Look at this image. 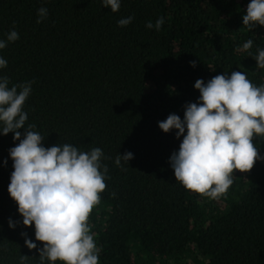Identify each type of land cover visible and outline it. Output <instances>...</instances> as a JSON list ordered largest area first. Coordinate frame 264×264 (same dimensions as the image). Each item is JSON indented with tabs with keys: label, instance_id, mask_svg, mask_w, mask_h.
I'll return each mask as SVG.
<instances>
[{
	"label": "trees",
	"instance_id": "trees-1",
	"mask_svg": "<svg viewBox=\"0 0 264 264\" xmlns=\"http://www.w3.org/2000/svg\"><path fill=\"white\" fill-rule=\"evenodd\" d=\"M250 2L121 0L112 12L102 0H0V39L19 34L0 49L7 61L0 76L9 88L31 84L25 127L36 126L44 147L104 153L107 188L89 219L99 264H264V160L237 171L226 195L202 197L176 181L170 164L183 137L159 127L199 103L198 79L241 71L264 85L254 59L264 49V26L243 25ZM40 8L48 14L38 23ZM161 17L159 31L146 26ZM249 39L252 48L238 51ZM19 131L23 139L26 129ZM14 135L0 132V264H21L22 255L25 264H40L35 225L23 224L8 191ZM254 144L264 157V137ZM128 152L133 159L116 166Z\"/></svg>",
	"mask_w": 264,
	"mask_h": 264
},
{
	"label": "clouds",
	"instance_id": "clouds-1",
	"mask_svg": "<svg viewBox=\"0 0 264 264\" xmlns=\"http://www.w3.org/2000/svg\"><path fill=\"white\" fill-rule=\"evenodd\" d=\"M102 2L112 12L121 6V0ZM47 14V8H40L37 22ZM132 20L122 18L118 24L124 27ZM163 23L161 17L155 25L149 22L146 26L159 31ZM243 25L264 26V0H251ZM18 39L19 34L10 31L7 41L0 39V49ZM252 45L249 39L237 50L247 51ZM254 59L257 67L264 69V49H258ZM190 63L196 66V61ZM5 67L7 61L0 57V69ZM195 88L200 92L199 103L187 104L183 119L173 113L160 121L159 127L165 133L176 129L177 139L183 137L179 151L170 157L176 181L202 197L219 199L227 194L237 171L249 173L258 160H264L254 144L255 137H264V85L256 86L243 72L232 71L207 83L198 79ZM30 93V83L9 88V79L0 76V132H14V140L19 141L10 149L14 167L8 186L10 197L18 204L23 224L35 225V238L43 244L40 264H99L100 248L89 219L107 188L108 166L101 163L104 153L99 147L81 151L69 143L42 146L44 137L32 130L36 126L25 127L28 115L23 106ZM20 129H26L23 139ZM131 159V152L119 154L115 164L122 168L121 161ZM9 226L16 225L10 220ZM25 243L30 250L37 249L31 239L26 238ZM28 259L22 255L21 264Z\"/></svg>",
	"mask_w": 264,
	"mask_h": 264
}]
</instances>
